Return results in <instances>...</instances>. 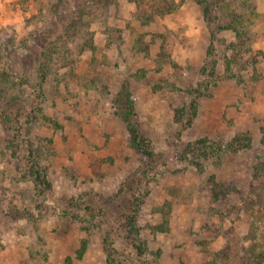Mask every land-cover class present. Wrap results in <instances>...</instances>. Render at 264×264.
Instances as JSON below:
<instances>
[{
  "label": "rangeland",
  "instance_id": "1",
  "mask_svg": "<svg viewBox=\"0 0 264 264\" xmlns=\"http://www.w3.org/2000/svg\"><path fill=\"white\" fill-rule=\"evenodd\" d=\"M0 1V264L264 253V57L225 79L236 38L218 29L262 50L255 0H184L148 24L131 0Z\"/></svg>",
  "mask_w": 264,
  "mask_h": 264
},
{
  "label": "trees",
  "instance_id": "2",
  "mask_svg": "<svg viewBox=\"0 0 264 264\" xmlns=\"http://www.w3.org/2000/svg\"><path fill=\"white\" fill-rule=\"evenodd\" d=\"M133 2H135V4L137 5L138 8V15L139 17H143V24H148L150 22L153 21L154 17L156 15L159 16H164L167 13H172L174 12L183 2L184 0H158L159 2L157 3H152L149 5H147V7H144V0H131ZM140 19V18H139ZM219 28L222 29H232L235 32V38L236 40L232 43H230L228 45V48L232 50V57L231 59L227 58L226 59V66H225V71H226V75H225V79L227 78H234L237 77L236 73L233 72V63H237L240 59L241 60V64L244 65L245 69H249L250 67H252L255 72L257 71V63L259 61V58L264 57V51L263 50H254L251 46V44H246L247 42V37L245 35V33L240 32L239 28L234 24V21L232 20L230 22V24L225 25V26H219ZM4 43L0 40V45ZM233 60V61H232ZM241 65V66H242ZM243 68V69H244ZM212 75H210V79L211 81H213ZM215 80V79H214ZM132 133V138L134 140V143L137 141V135L135 130H131ZM240 138V136H236L231 142L227 143L225 148H223L222 150H236L238 149V144H236V142L238 141V139ZM200 141H205V139L200 140ZM136 145L138 147L141 146V144L139 142H136ZM242 145V144H240ZM221 150V151H222ZM219 150L216 148H212L210 147V150H204L202 152L203 157L207 158V157H220L221 153L218 152ZM146 152V151H145ZM148 154V152H146ZM254 237V236H252ZM138 250L139 254L143 253V249L141 248V246H137L136 247ZM82 252V251H81ZM251 256H254L251 259V264H264V253L263 252H259L256 249V244H253L251 247V252L249 254V257L251 258ZM80 257V256H79Z\"/></svg>",
  "mask_w": 264,
  "mask_h": 264
},
{
  "label": "crops",
  "instance_id": "3",
  "mask_svg": "<svg viewBox=\"0 0 264 264\" xmlns=\"http://www.w3.org/2000/svg\"><path fill=\"white\" fill-rule=\"evenodd\" d=\"M1 2V1H0ZM254 4L257 6V10L259 11V13H264V0H255ZM3 5H7V4H3L1 3L0 6H3ZM6 17H2L0 15V19L3 20L5 19ZM7 19H5L6 21ZM264 32V31H263ZM253 46L257 49H262L264 50V35L259 33L257 35V37L255 36L254 37V43H253Z\"/></svg>",
  "mask_w": 264,
  "mask_h": 264
}]
</instances>
